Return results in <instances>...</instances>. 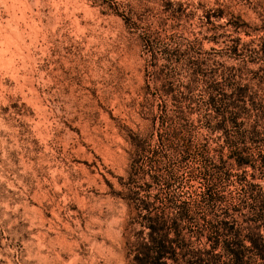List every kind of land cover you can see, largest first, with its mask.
Wrapping results in <instances>:
<instances>
[{
	"label": "rangeland",
	"instance_id": "rangeland-1",
	"mask_svg": "<svg viewBox=\"0 0 264 264\" xmlns=\"http://www.w3.org/2000/svg\"><path fill=\"white\" fill-rule=\"evenodd\" d=\"M263 42L264 0H0V264H132L131 175L168 215L190 209L192 246L209 244L206 217L264 231L259 163L218 167L233 147L264 153ZM238 86L239 124L217 130L208 97Z\"/></svg>",
	"mask_w": 264,
	"mask_h": 264
},
{
	"label": "trees",
	"instance_id": "trees-1",
	"mask_svg": "<svg viewBox=\"0 0 264 264\" xmlns=\"http://www.w3.org/2000/svg\"><path fill=\"white\" fill-rule=\"evenodd\" d=\"M216 17L222 18L223 16L218 14ZM234 26L235 28L241 27L237 24ZM239 43L233 48L235 54L240 51ZM261 50H264V42L261 43ZM197 72L202 73L201 69H197ZM245 88V86H238L234 90L235 100L233 102L223 101V97H227L228 94H222V97L211 94L208 97L209 107L214 113L221 116V120L216 124L217 130L223 131L224 125L227 123L232 126L239 124L240 112L231 109H234L237 101H244L247 104L245 98L248 96ZM211 89L221 95V92L218 91V85L211 86ZM172 91V88L166 90L168 94ZM251 104L253 105V103ZM165 121L166 117L163 112L157 115L154 125L156 130H158L159 123L162 122L164 125ZM160 136L164 138L163 131L160 132ZM167 136L172 144L177 143L178 140L183 158H190L194 153L199 154L194 151L192 141L184 135L180 136L177 130L167 133ZM134 145L139 151L144 149L141 143L135 142ZM153 151L158 154L156 149ZM219 161L223 164L222 166L219 164V168L227 164H233L239 171L244 173L248 172L247 167L255 168L256 164L254 163L256 161L259 163V169L264 177V153L256 157L244 148L233 147L228 152H223L219 156ZM203 174L204 178L209 175L205 171H203ZM188 179L192 180L193 177L190 176ZM135 182L131 175L129 181L123 183L128 189L124 198L131 207V214L135 213L129 224L137 225L126 241L128 258H131L132 264H257V262L251 260L253 258L249 254L250 252H253L255 258L264 262V231L261 228L253 232V236L240 238V234L237 231L233 233V228L228 226L227 222L221 221L219 223L220 227H218L206 217L204 221L211 231V235L207 237L209 244L200 247L192 246L190 240L186 238L181 230L182 222H192L193 217L190 214V209L184 207L180 202L177 204L178 214L170 216L165 210L156 205V201L153 202L151 198L148 199L147 195L142 196L140 190L136 189V185L132 186ZM147 184L150 183L147 182ZM207 195L209 200H217V196H214L213 193L208 192ZM260 206L263 212L259 214L260 218L258 220L264 217V202H261ZM218 228L223 229V233ZM226 234H233V236L224 238ZM247 241H249V244H247ZM220 247L231 256V263L222 262L221 254L217 251Z\"/></svg>",
	"mask_w": 264,
	"mask_h": 264
}]
</instances>
